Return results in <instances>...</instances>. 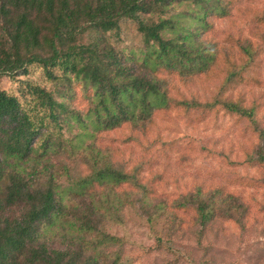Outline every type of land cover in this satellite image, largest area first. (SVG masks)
I'll return each mask as SVG.
<instances>
[{
    "label": "trees",
    "instance_id": "obj_1",
    "mask_svg": "<svg viewBox=\"0 0 264 264\" xmlns=\"http://www.w3.org/2000/svg\"><path fill=\"white\" fill-rule=\"evenodd\" d=\"M179 3L195 5L198 10L187 17L202 29L209 25L207 18L228 14L223 0H0V78L20 76L37 64L52 83L68 77L65 100L72 101V90L79 85L87 104L65 114L56 88L27 84L28 95L44 109L33 115L0 86V264H117L120 240L101 229L102 221L118 217L124 203L150 220L163 213L162 203H152L135 170L116 168L97 150L81 159L86 175L71 172L60 158L69 150L60 130L71 121L92 123L96 132L125 124L145 128L153 112L172 105L183 110L219 106L250 123L260 143L248 160L264 168V128L255 109L226 96L246 80L257 55L251 44L240 46L243 61L227 72L212 101L168 96L159 72L186 78L207 72L213 60L211 45L169 14ZM124 19L133 21L141 34L143 45L134 58L106 38L118 37ZM258 20L264 26V16ZM84 35L91 36L89 42H82ZM44 118L57 136L43 133ZM62 173L67 178L63 186ZM122 185L131 186L130 192L113 191ZM96 187L107 189L97 198ZM172 207L194 212L203 227L214 218L240 223L245 211L235 196L220 189H197L175 199ZM102 247L118 249L109 263Z\"/></svg>",
    "mask_w": 264,
    "mask_h": 264
},
{
    "label": "rangeland",
    "instance_id": "obj_2",
    "mask_svg": "<svg viewBox=\"0 0 264 264\" xmlns=\"http://www.w3.org/2000/svg\"><path fill=\"white\" fill-rule=\"evenodd\" d=\"M223 2L228 14L207 18L209 25L204 29L187 17L198 10L194 4L179 3L169 13L179 16L182 26L199 34L204 44L211 45L213 60L207 72L181 78L162 71L158 76L167 81L171 99L210 102L219 93L227 72L243 61L240 46L251 44L257 55L246 72V80L226 96L254 108L256 121L264 128V26L258 20L264 16V0ZM118 33V37L110 34L106 38L127 56L136 57L134 53L137 55L143 42L134 22L122 20ZM167 35H172V31ZM90 37L84 35L82 42H89ZM56 74L61 75L59 70ZM67 78L52 83L40 66L32 64L20 76L1 77L0 86L8 94L16 95L33 115L42 114L44 109L28 95L27 84L56 88L55 98L65 103V114L86 109L79 85L72 90V101L64 99ZM195 108L183 110L172 105L157 110L145 128L125 124L96 132L92 123L71 121L60 130L69 146L60 158L71 172L86 175L88 168L81 159L97 150L116 168L135 170L148 188L152 203L161 202L164 207L163 213L150 220L124 203L118 217L107 216L102 221L101 229L120 240L117 264H264V168L248 160L260 143L258 136L246 119L229 115L219 106L209 110ZM40 127L44 134L54 132L57 136L56 128L53 130L47 118ZM59 183L67 184L63 173ZM106 189L96 187V197ZM197 189L206 193L220 189L235 196L245 210L241 222L214 218L203 227L194 212L172 207L175 199ZM130 190L131 186L122 185L113 191ZM132 196L136 198L135 194ZM48 245L53 248V237ZM102 249L109 253L108 263L118 250Z\"/></svg>",
    "mask_w": 264,
    "mask_h": 264
}]
</instances>
